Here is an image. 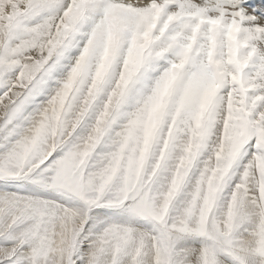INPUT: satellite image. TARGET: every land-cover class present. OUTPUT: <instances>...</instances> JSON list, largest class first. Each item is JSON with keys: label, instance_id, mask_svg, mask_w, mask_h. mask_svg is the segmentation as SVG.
<instances>
[{"label": "snow or ice", "instance_id": "6c2138e0", "mask_svg": "<svg viewBox=\"0 0 264 264\" xmlns=\"http://www.w3.org/2000/svg\"><path fill=\"white\" fill-rule=\"evenodd\" d=\"M0 264H264V0H0Z\"/></svg>", "mask_w": 264, "mask_h": 264}]
</instances>
